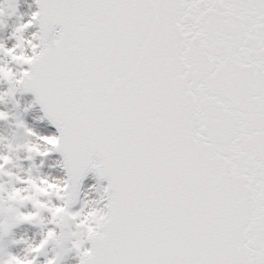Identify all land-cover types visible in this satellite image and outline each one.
<instances>
[{"label":"snow or ice","instance_id":"1","mask_svg":"<svg viewBox=\"0 0 264 264\" xmlns=\"http://www.w3.org/2000/svg\"><path fill=\"white\" fill-rule=\"evenodd\" d=\"M35 2L17 32L38 24L40 43L30 56L0 46L28 66L0 67V80L35 95L59 135L27 151L59 152L67 179L20 180L29 188L7 200L37 211L0 196V215L31 223L46 210L78 231L49 229L32 259L0 264H36L72 236L79 264H264V0ZM9 163L0 155V174ZM89 172L107 180L99 207L73 212ZM52 195L63 204L39 199Z\"/></svg>","mask_w":264,"mask_h":264},{"label":"bare ground","instance_id":"2","mask_svg":"<svg viewBox=\"0 0 264 264\" xmlns=\"http://www.w3.org/2000/svg\"><path fill=\"white\" fill-rule=\"evenodd\" d=\"M20 12L17 13L19 15L20 22L22 25L26 24L32 16L33 12L38 11L37 10V4L35 0H23L21 7L19 9ZM24 34H23V42L26 46L25 50L23 53H15L16 55H32V47L31 43L34 44H39V25L38 24H33L32 27H29L27 29H24ZM9 40V38H8ZM10 41V40H9ZM7 41L6 42V49H10L11 43ZM16 43V42H15ZM0 67L5 68V69H10L13 73H15L17 76L21 72H23L28 66L22 63H18L17 61H14L12 59L11 55H8V57L4 58V61L0 60ZM0 94L3 95V99H0V112H3L6 114V119H0V139L3 141L6 146L8 144H11L12 142H23L24 145L26 144V141L15 135L16 130L12 128V121L15 118H18V116H21L22 118H25L26 123L29 126V129L32 130L36 137L35 141H32L31 144H37L40 147L41 151H46L47 146L43 143H41L37 137L39 136H45V135H57L56 132L49 128L48 124L43 120L42 114L39 111L38 106L36 105L35 99L31 94L25 93L24 91L20 90L18 86H15L12 83H9L8 80H0ZM20 100L22 106H17L16 101ZM6 140V142H5ZM54 158H50L49 156L43 157L39 155V162H42L44 165L42 166V169L38 170L36 169V172H41L43 175L41 178L47 179L50 182H63L66 180L65 174L63 173L61 175V167H62V160L60 156L56 155V152ZM61 166V167H60ZM19 169H21L22 172H26L29 170L28 165L24 164H18ZM89 181V190H88V195L89 198L87 199V210L86 212L92 208V207H99V204L97 201H99L102 188L106 186V184L102 181H99L95 175H90ZM45 201V199H43ZM63 204V201H62ZM58 205V204H57ZM61 205V204H60ZM76 206V205H75ZM73 206V207H75ZM71 208V210H74V208ZM42 220H44L45 225L47 226L46 231L48 232L50 228V221L52 219L51 214L48 212H45L41 215ZM56 233L59 235L60 231L58 227H56ZM23 232H27L25 229L21 230L19 232L18 237L21 239L24 238L26 241H29L31 243V246H35L40 243L42 237L41 235L38 234H32L33 237H30L27 234H24V237H22ZM72 232V231H70ZM38 237L36 241H33L34 238ZM28 239V240H27ZM65 241V238H63ZM32 240V242L30 241ZM38 242V243H36ZM23 243H20L18 247L23 250L22 247ZM85 247H88V243L85 244ZM33 254L30 256L32 257ZM23 258L29 259V254L28 251H24L22 254ZM80 257L78 256L77 252L74 251V253L71 254V257L69 260H71V264H77L78 259Z\"/></svg>","mask_w":264,"mask_h":264},{"label":"rangeland","instance_id":"3","mask_svg":"<svg viewBox=\"0 0 264 264\" xmlns=\"http://www.w3.org/2000/svg\"><path fill=\"white\" fill-rule=\"evenodd\" d=\"M23 0H11V4L12 7H10V12L8 13H4L3 15H0V46L2 45L4 49H6V42L9 41L11 44L10 49H14L15 53H23L25 46L23 45V34L24 31H20L17 32V28H19L22 23L20 22L19 19V15H17L21 7ZM7 3L9 5V0L8 1H4V0H0V5ZM9 38V40H8ZM16 42V43H15ZM20 43V44H19ZM21 45V47H20ZM8 57V54H6L5 51H2L0 53V60L4 61V58ZM17 103L14 102V104H17V106H22L21 105V101L18 100L16 101ZM21 123L23 124V127H21ZM12 128L16 130L15 135L18 137L23 138L26 142H31V141H35L34 137H30L27 135L26 133V129L24 128V119L21 116H18V118H16L13 122H12ZM21 142H16L14 141L12 144H8L6 146V144H4V148L2 147L1 151L4 153L8 154H13V156H9L11 158V163L13 161H18L19 164L20 163V158H22L24 155H28L26 153V149H27V145H21ZM11 145V146H9ZM19 146V148H17ZM10 149H7L9 148ZM12 147V148H11ZM1 148V147H0ZM7 155V154H5ZM31 161L34 162L37 158H36V154H32L31 156ZM10 163V164H11ZM8 167V164H7ZM13 172L14 169H7L5 168V173L6 172ZM31 173H34V168L33 171L31 170ZM39 174V173H38ZM38 174H35L36 176ZM25 176V173L23 174ZM5 176L8 178V186H11V192L13 191V189H17L19 188V184H17L16 182H20L19 181V177L22 176L21 172L12 174V175H6ZM33 177V176H31ZM36 179V177H34ZM10 179V180H9ZM89 184L86 187V190L84 192V195L82 196V200L81 203L79 204V206L77 207V209H75L76 211H79L82 207L84 208L85 212L87 210V199L89 198L88 195V190H89ZM24 187V186H23ZM25 188H29V186L25 187ZM30 191V189H29ZM10 193V192H9ZM29 193V192H28ZM41 198H45V196H41L39 197ZM47 201L50 203V205H59V203L61 202V200H58L56 198L55 195H52L50 197H47ZM9 205H11L13 208H18L20 212L22 213H30V212H35L36 209L32 206L31 202H25V204L23 206H21L18 203H14L11 201L7 200V195H4V204L3 207L6 209L9 207ZM45 210H41L40 212V221H35V222H20L17 223L12 219V214H9L7 212H5L3 215H0V221H5L9 224H12L13 226L10 228V230L8 231V235L7 237H4L2 235V233H0V261H4L7 260L9 255L12 256H17L19 258H22V254L24 253V251H28L29 254V259H32V257L34 255H36L35 253L30 252L29 250V246L31 245V243H29V241H26L24 238H20L18 237L19 232H21V230L25 229L27 232H23L22 237H24V234L29 235L30 237H33L32 234H40L42 239H44V237L46 236L47 232L46 228L47 226L45 225L44 220H42L41 215L44 213ZM51 229L56 230V226L57 224H50L49 225ZM22 228V229H21ZM21 229L19 232H17L16 230ZM73 231L72 232H77L78 230L75 228V225L73 226ZM36 239H38V237L34 238L33 241H36ZM76 239H78V237L76 236H72V237H66L65 241L62 238L61 243L57 244L55 242H50L46 248L43 250V252L37 256L36 258V264H46L48 259H51L53 257H56L59 254V264H71V254L74 253L75 249L73 248V241H75ZM28 240V239H27ZM32 242V240H30ZM20 243H23L22 247L23 250H21L18 245ZM38 243V242H36ZM31 254L32 257L30 256Z\"/></svg>","mask_w":264,"mask_h":264},{"label":"clouds","instance_id":"4","mask_svg":"<svg viewBox=\"0 0 264 264\" xmlns=\"http://www.w3.org/2000/svg\"><path fill=\"white\" fill-rule=\"evenodd\" d=\"M0 8L3 9L4 13L10 12V7H9V5L7 3H4V4L0 5Z\"/></svg>","mask_w":264,"mask_h":264},{"label":"flooded vegetation","instance_id":"5","mask_svg":"<svg viewBox=\"0 0 264 264\" xmlns=\"http://www.w3.org/2000/svg\"><path fill=\"white\" fill-rule=\"evenodd\" d=\"M6 180L3 178V176L1 175L0 176V185H2L3 186V189L6 187Z\"/></svg>","mask_w":264,"mask_h":264},{"label":"water","instance_id":"6","mask_svg":"<svg viewBox=\"0 0 264 264\" xmlns=\"http://www.w3.org/2000/svg\"><path fill=\"white\" fill-rule=\"evenodd\" d=\"M57 29H58V27H57ZM54 38V35L53 34H50V36H49V39L51 40V39H53ZM40 43V42H39ZM81 187V186H80ZM69 233V232H68Z\"/></svg>","mask_w":264,"mask_h":264}]
</instances>
